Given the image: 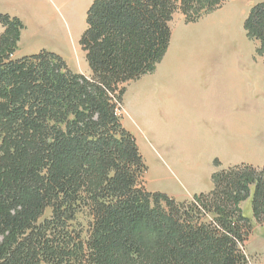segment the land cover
<instances>
[{
    "label": "trees",
    "instance_id": "obj_1",
    "mask_svg": "<svg viewBox=\"0 0 264 264\" xmlns=\"http://www.w3.org/2000/svg\"><path fill=\"white\" fill-rule=\"evenodd\" d=\"M227 1L93 0L90 76L46 49L15 58L25 26L0 11V264H247L241 202L252 196L263 221L264 167L217 170L190 201L150 191L119 113L127 85L167 53L175 12L197 22ZM245 28L264 54V0Z\"/></svg>",
    "mask_w": 264,
    "mask_h": 264
},
{
    "label": "rangeland",
    "instance_id": "obj_2",
    "mask_svg": "<svg viewBox=\"0 0 264 264\" xmlns=\"http://www.w3.org/2000/svg\"><path fill=\"white\" fill-rule=\"evenodd\" d=\"M16 1L12 8L25 27L15 58L46 49L60 54L74 72L92 74L81 37L93 0ZM260 1L228 0L197 23L186 22L178 10L171 21L172 52L176 56L184 49L189 62L185 71L168 77L152 72L127 85L119 113L148 166L143 182L148 190L190 201L195 194L211 190L217 170L235 165L244 156L263 158L264 149L252 148V142L237 149L228 139L207 138L208 129L214 133L242 119L229 107L244 98L250 111L246 115L256 125L254 145L264 144V54L245 28L251 7ZM204 30L208 38L213 36L210 42L196 39ZM253 150L256 155L249 152ZM248 164L264 167V163ZM251 197L241 202L244 214L253 221L243 251L247 264H264V219L253 218Z\"/></svg>",
    "mask_w": 264,
    "mask_h": 264
},
{
    "label": "crops",
    "instance_id": "obj_3",
    "mask_svg": "<svg viewBox=\"0 0 264 264\" xmlns=\"http://www.w3.org/2000/svg\"><path fill=\"white\" fill-rule=\"evenodd\" d=\"M16 0H10V2L8 0H0V10L4 11V12H9L13 15H15L17 13V11L13 10V4ZM20 2H23V4L25 2H27L28 0H18ZM16 1L17 3H20ZM202 19V18H201ZM198 22V21H197ZM195 22V23H197ZM194 24V23H193ZM4 27L3 25L0 23V34L3 32ZM200 35H198V37L196 38L197 40L202 39V41H206V42H210L213 39V36H211L212 38H208V30L207 32H205V30L203 32L199 33ZM217 35V32H214V36ZM173 37H174V31H172V38H171V43L169 46V49L166 53V55L164 56L163 60L157 65L156 70L154 71V73H160L161 74L159 76H176V74L180 75L182 74L186 67L189 65V62L185 61L184 59V49H181L180 52L176 54V56H174V52H172V41H173ZM192 38V37H190ZM187 38V39H190ZM197 61V59H196ZM206 62L201 63L203 65V67L205 66ZM212 65V64H210ZM159 69V70H158ZM144 76V75H143ZM263 76V74H262ZM139 80V79H138ZM171 80V78H170ZM205 89L204 91L208 90V84L205 85V87L203 88ZM234 107H229V111L233 110L235 112V116L239 117V115H242V119H240V117L238 118V120L233 124V126H221L218 127L214 133L213 131L211 132L210 129H208V133H207V138L210 139L209 136H211V139L217 138V139H228L231 143V145L233 147L238 148H243L246 147L245 145L247 144L248 147L251 145L250 142H252V148L256 149V148H260L258 150L264 149V144L260 143V146H255L254 145V141H255V128L256 125L254 124V121L251 123L249 120V117L246 114H250L249 109L246 107L245 102H244V98L243 101L240 102L239 100H236L234 102H232ZM239 113V114H238ZM239 123V124H237ZM229 127H231V129H228ZM228 129V130H227ZM250 153L255 154V150L253 151H249ZM259 153V152H258ZM253 163V164H263L264 163V156L263 158L261 157H250V156H244L241 158L240 161H236L234 162L236 163Z\"/></svg>",
    "mask_w": 264,
    "mask_h": 264
},
{
    "label": "bare ground",
    "instance_id": "obj_4",
    "mask_svg": "<svg viewBox=\"0 0 264 264\" xmlns=\"http://www.w3.org/2000/svg\"><path fill=\"white\" fill-rule=\"evenodd\" d=\"M38 24V23H37ZM38 26V25H37ZM42 26V25H41ZM41 28V27H40ZM56 39V38H55ZM53 40V39H52Z\"/></svg>",
    "mask_w": 264,
    "mask_h": 264
}]
</instances>
